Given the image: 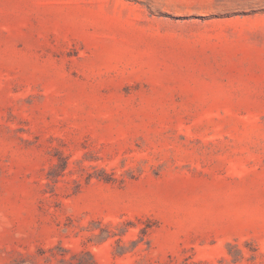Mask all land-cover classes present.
Here are the masks:
<instances>
[{
  "label": "rangeland",
  "instance_id": "rangeland-1",
  "mask_svg": "<svg viewBox=\"0 0 264 264\" xmlns=\"http://www.w3.org/2000/svg\"><path fill=\"white\" fill-rule=\"evenodd\" d=\"M0 264H264V0H0Z\"/></svg>",
  "mask_w": 264,
  "mask_h": 264
}]
</instances>
